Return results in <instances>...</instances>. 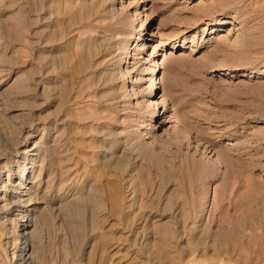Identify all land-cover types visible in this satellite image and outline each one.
<instances>
[{"label": "rangeland", "instance_id": "374dc122", "mask_svg": "<svg viewBox=\"0 0 264 264\" xmlns=\"http://www.w3.org/2000/svg\"><path fill=\"white\" fill-rule=\"evenodd\" d=\"M24 174L30 264H264V0H0V180Z\"/></svg>", "mask_w": 264, "mask_h": 264}, {"label": "bare ground", "instance_id": "6f19581e", "mask_svg": "<svg viewBox=\"0 0 264 264\" xmlns=\"http://www.w3.org/2000/svg\"><path fill=\"white\" fill-rule=\"evenodd\" d=\"M151 48L154 51V47H151ZM153 51H152V54H153ZM152 54H151V56H152ZM154 82L155 81H152L150 83L149 88H152V86L154 85ZM152 101H154V100H152ZM150 103H151V101H150ZM152 103L154 105H157V103L155 101ZM152 103L150 104L151 106H152ZM26 177L27 176L25 174L20 177V179L23 180V182H22L23 184L20 186V189H22V190L18 191V192H15L16 185L13 184L14 181L10 176H8L6 178V182L0 180V202L5 203V207L7 210V211L5 210L6 213L3 212L4 216H2V218H1L3 220L0 223V230H1L2 235H7V233L9 234L10 228H7V225H8L7 222L8 221H9V224L11 223V225H13L12 223L15 224L17 222L15 219L18 220V217H19V219H21L22 223H23L22 225H20L18 223H16L14 225V231H15L14 234H20L21 237H23L22 239H25L23 242V245L21 247H17L15 245H13V247H10V243L13 241V238L15 236L14 237H7V239H8L7 242H5L4 245H1V249L3 250V253L6 255H9V257L11 259V263H13V264H30V263H32L34 248H33V245L31 248V241H32L31 239L33 238V240L36 241V238H39L38 235H40V234H38L37 227L35 229H32L31 226L29 225V223H31V220H33L32 214H33V212L36 211V208L33 207L35 204L33 202V200H35L36 199L35 197H37V196L35 195V192H33L31 188H27V186L25 184ZM17 184H19V183H17ZM18 202L22 203V205H20L21 207L20 206L16 207V204ZM35 202H37V201H35ZM33 221H35V220H33ZM29 243H30V245H29ZM27 244H28V246H27ZM23 246H26V247H23ZM111 262H112L111 257H107L106 263L109 264Z\"/></svg>", "mask_w": 264, "mask_h": 264}]
</instances>
